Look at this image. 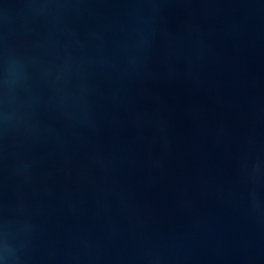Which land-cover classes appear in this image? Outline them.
Here are the masks:
<instances>
[{
  "label": "water",
  "instance_id": "obj_1",
  "mask_svg": "<svg viewBox=\"0 0 264 264\" xmlns=\"http://www.w3.org/2000/svg\"><path fill=\"white\" fill-rule=\"evenodd\" d=\"M0 264H264V0H0Z\"/></svg>",
  "mask_w": 264,
  "mask_h": 264
}]
</instances>
